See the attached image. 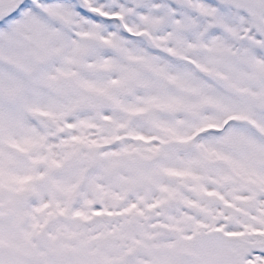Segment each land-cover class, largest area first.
I'll use <instances>...</instances> for the list:
<instances>
[{"label":"snow or ice","instance_id":"snow-or-ice-1","mask_svg":"<svg viewBox=\"0 0 264 264\" xmlns=\"http://www.w3.org/2000/svg\"><path fill=\"white\" fill-rule=\"evenodd\" d=\"M0 264H264V0H0Z\"/></svg>","mask_w":264,"mask_h":264}]
</instances>
